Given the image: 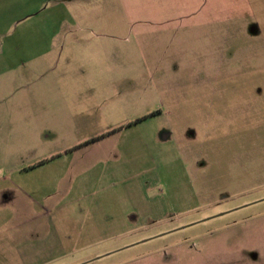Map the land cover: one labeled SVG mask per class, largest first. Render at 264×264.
<instances>
[{
    "label": "rangeland",
    "instance_id": "obj_1",
    "mask_svg": "<svg viewBox=\"0 0 264 264\" xmlns=\"http://www.w3.org/2000/svg\"><path fill=\"white\" fill-rule=\"evenodd\" d=\"M203 12L137 35L120 0H0V171L49 160L0 264H264V0Z\"/></svg>",
    "mask_w": 264,
    "mask_h": 264
},
{
    "label": "crops",
    "instance_id": "obj_2",
    "mask_svg": "<svg viewBox=\"0 0 264 264\" xmlns=\"http://www.w3.org/2000/svg\"><path fill=\"white\" fill-rule=\"evenodd\" d=\"M121 4L125 10V13L134 19L136 23H139L136 32L139 34L150 33L152 30H157L159 32L168 31L171 28L178 29L182 27L183 24H188L192 29L197 25L201 24V20L205 16L203 9L207 6L211 0H120ZM65 20V18H64ZM67 30V29H66ZM63 31L61 27L57 28L58 34ZM98 31H101L98 29ZM66 34V32H64ZM105 37V33L101 31L97 33L98 37ZM119 40H123L119 38ZM77 41V40H76ZM78 41L84 42L80 44L83 47H92L96 49L104 45L92 43V40L88 41L86 38H79ZM78 44V43H77ZM46 157H38L36 161L32 162L40 164L38 167H34L30 170L24 169L27 167H19L16 169L7 168L5 170V175H2L0 171V204L3 202V195L5 191L13 190L15 192H22L25 190L31 191V185L28 182H21L22 176L32 173L33 171H38L39 173L43 171L45 167L49 164ZM62 174V173H61ZM53 172V176H60ZM13 177V178H12ZM14 179L15 181H9ZM44 183H38L39 187H43ZM33 188V185H32ZM9 201V199H8ZM76 264V263H75Z\"/></svg>",
    "mask_w": 264,
    "mask_h": 264
},
{
    "label": "water",
    "instance_id": "obj_3",
    "mask_svg": "<svg viewBox=\"0 0 264 264\" xmlns=\"http://www.w3.org/2000/svg\"><path fill=\"white\" fill-rule=\"evenodd\" d=\"M143 242H145V241H143Z\"/></svg>",
    "mask_w": 264,
    "mask_h": 264
}]
</instances>
